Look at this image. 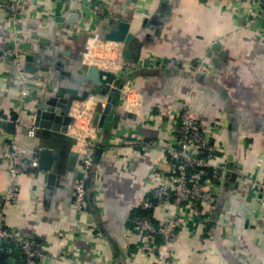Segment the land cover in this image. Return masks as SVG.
<instances>
[{"label":"crops","instance_id":"obj_1","mask_svg":"<svg viewBox=\"0 0 264 264\" xmlns=\"http://www.w3.org/2000/svg\"><path fill=\"white\" fill-rule=\"evenodd\" d=\"M10 1L0 0V52L16 48L18 55L0 62L3 118L18 115V120L33 125V96L55 90L59 79L75 89L78 81L70 69L82 54L87 63L112 75L104 78L109 86L128 83L118 102L117 113L122 117L118 128H113L111 118L104 128L91 122L106 99H73V124L66 134L53 135L58 177L49 185L39 168L20 174L15 205L3 204L12 166L3 154L12 137L31 150L43 142L38 130L31 139L26 127L18 126L16 135H10L3 126L0 219L42 243L46 254L42 264L158 261L155 254L141 252L143 238L131 231L129 221L136 205L163 183L169 171L164 155L175 146L174 128L185 102L206 136L224 149L221 158L237 177L231 187L226 186L230 175L224 179L209 210L212 215L202 210L181 226L172 262L264 264V192L260 188L264 185V19L249 17L250 0H139L137 4L133 0H81L80 4L23 0L24 9L16 17L1 6ZM98 1L107 10L99 25L92 14V5ZM72 14L78 18L66 23ZM125 18H133L132 32L137 35L131 53L121 44L92 40L111 22ZM216 45L219 50L213 60L209 53ZM38 52H45V59L40 63L35 59L28 72L23 71L26 57ZM170 59L178 60L183 70L166 69ZM199 62L206 66L191 73ZM24 88L26 98L21 96ZM93 137L97 165L92 198H87V211L77 214L75 186ZM150 142L155 145L151 147ZM72 155L77 159L68 171ZM170 214L169 210L153 212L156 221Z\"/></svg>","mask_w":264,"mask_h":264},{"label":"built area","instance_id":"obj_2","mask_svg":"<svg viewBox=\"0 0 264 264\" xmlns=\"http://www.w3.org/2000/svg\"><path fill=\"white\" fill-rule=\"evenodd\" d=\"M74 1L81 3V0ZM249 3L251 6L248 12L249 17L260 16L264 19V0H250ZM1 6L10 15L16 17L24 9V2L23 0H11ZM92 14L98 20L99 25L100 21L107 16L105 3L101 1L94 3ZM92 40H100L99 34L97 33ZM17 55L16 48L3 50L0 52V62H5ZM205 66V62H199L190 72L199 73ZM164 67L172 71L183 70L176 59H170ZM21 96L22 98L28 96L26 88ZM0 122H5L1 115ZM16 123L20 127L29 129L28 136L31 139L36 137L37 129L31 123L21 119ZM89 126L94 131L92 125ZM1 132H3L2 125H0ZM174 134L175 146L169 147L164 155L169 171L163 177V183L151 190L135 207L143 212H149L150 215H136L129 221L131 231L143 238L141 252L146 254L151 252L157 256L158 261H155V264H173L172 257L179 241L181 226L202 210L206 211L207 215H212V211L209 210L217 201L224 179L231 173L227 167L228 163L221 158V155H225L224 149L217 141L206 136L201 123L193 117L188 102L182 105L179 123L174 128ZM93 138L87 144V150L84 151L82 175L75 186L74 208L77 214H83L88 209V180L94 161V150L97 147L95 137ZM154 145V142H150L151 147ZM3 157L12 164L9 169L11 181L3 196V204L15 205L20 197L18 177L31 169L38 168V155L34 149L20 145L17 137H12L9 150L3 154ZM260 188L264 192V185ZM156 210H169L172 215L156 221L153 216ZM0 249L21 250L23 264H42L46 258L41 242L9 228L2 219H0Z\"/></svg>","mask_w":264,"mask_h":264},{"label":"water","instance_id":"obj_3","mask_svg":"<svg viewBox=\"0 0 264 264\" xmlns=\"http://www.w3.org/2000/svg\"><path fill=\"white\" fill-rule=\"evenodd\" d=\"M139 0H133L132 2L137 4ZM75 18H78L76 14H72L68 19L64 20L70 24ZM133 18H125L120 21L111 22L104 28L102 32H99V39L101 41L121 44L126 49V53H131L129 50L131 43L137 37L135 32H132ZM94 38V37H93ZM41 44H47L40 40ZM219 50V45L214 46L209 53V58L216 59L215 52ZM35 59L40 63L45 59V52H38L36 55H29L25 59L24 70L28 72V68L31 63H34ZM212 63V62H211ZM74 74V79L78 84L75 89H69L65 86L62 79H59V85L54 89L49 88L47 91L35 94L33 99L34 105L30 108V115L33 118L34 127L40 132V144H37L38 155V168L45 173V180L49 185L53 184V180L58 177L59 158L55 152V142L53 140L54 134H66L69 126L74 122L71 111L74 106V98H82L85 102L88 98L100 97L106 99V104L101 109L93 114L92 123L99 125L100 128H104L105 122L111 118L113 120L114 127L118 128L119 121L122 119L121 115L117 113L119 107V100L122 98L123 89L127 86V82H123L117 87H111L104 82V78H110L112 75L103 71L97 65L87 63L85 57L82 54V58L77 64L70 69ZM58 79V78H57ZM62 91V93L60 92ZM75 91L76 94L73 92ZM131 118V114L129 115ZM18 115L12 116L10 119L4 117L5 122H0V125L5 126L7 133L10 135H16L19 127L16 123ZM108 133V130H105ZM46 144H45V143ZM99 156V154H97ZM96 156V157H97ZM77 159L75 155L70 157V163L68 165V171L72 170L73 162ZM97 159H94L93 165L90 170V177L88 180V192L87 197L90 200L92 198V189L95 181ZM230 178L226 184L227 187L235 185L237 174L230 173ZM19 260V261H18ZM23 264L21 250L16 249L13 253H6V251L0 249V264Z\"/></svg>","mask_w":264,"mask_h":264},{"label":"trees","instance_id":"obj_4","mask_svg":"<svg viewBox=\"0 0 264 264\" xmlns=\"http://www.w3.org/2000/svg\"><path fill=\"white\" fill-rule=\"evenodd\" d=\"M121 84H123V82ZM136 215H142V216L144 215V216H147V215H150V213L149 212L146 213V212H143V211H141L139 209L134 208L133 209V214L131 216H132V218H134Z\"/></svg>","mask_w":264,"mask_h":264},{"label":"rangeland","instance_id":"obj_5","mask_svg":"<svg viewBox=\"0 0 264 264\" xmlns=\"http://www.w3.org/2000/svg\"><path fill=\"white\" fill-rule=\"evenodd\" d=\"M96 51L99 52V53H101V49H97Z\"/></svg>","mask_w":264,"mask_h":264}]
</instances>
